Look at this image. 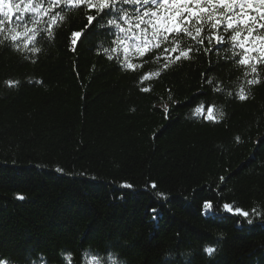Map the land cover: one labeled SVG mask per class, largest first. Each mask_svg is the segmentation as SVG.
Returning a JSON list of instances; mask_svg holds the SVG:
<instances>
[{
	"label": "trees",
	"instance_id": "obj_1",
	"mask_svg": "<svg viewBox=\"0 0 264 264\" xmlns=\"http://www.w3.org/2000/svg\"><path fill=\"white\" fill-rule=\"evenodd\" d=\"M25 1L0 13V261L264 264V62L242 10L192 2L126 62L107 30L131 0Z\"/></svg>",
	"mask_w": 264,
	"mask_h": 264
},
{
	"label": "snow or ice",
	"instance_id": "obj_2",
	"mask_svg": "<svg viewBox=\"0 0 264 264\" xmlns=\"http://www.w3.org/2000/svg\"><path fill=\"white\" fill-rule=\"evenodd\" d=\"M174 3H179L181 7H183L185 4L187 3H199L200 0H173ZM209 2H211V0H209ZM217 2L222 5L223 7L227 8L229 6L230 3H234L235 0H217ZM24 0H20V4H23ZM101 3L103 5V0H101ZM260 3L262 6H264V0H260ZM252 5L251 2H249V8L251 9ZM17 10H19V5H16ZM6 9V11H4V16L11 19L13 16L16 15V13L13 11V7L8 3V0H0V11ZM177 12H179V8L176 9ZM244 14L241 13V16H243ZM261 16H264V12H261ZM171 19V17L169 18ZM179 18H177L178 20ZM258 19V18H256ZM92 20V18L90 17V21ZM242 23H247L249 25V27L246 29L248 32V36L247 37H241V40L243 41L240 44V47L243 48L245 54H247L249 51H252L253 53H255L257 50L260 52V56L258 57V62H264V38L261 37H257L256 38V42H253V37H252V32L253 29L251 27L252 24L255 23V20L252 19L251 17H249L248 21H241ZM0 24H3V21H0ZM229 27H232L231 21H229ZM260 28L264 29V23L260 24ZM167 30V29H166ZM81 34H74L75 36H79ZM238 36H240L239 33H237V35H233L232 36V40L236 41ZM15 39V37H14ZM257 44H259V48H257ZM248 45H251V49L248 47ZM249 61L247 59V55L245 56L244 59L240 60V64L244 65V64H248ZM251 66V65H250ZM251 71L253 73L257 72V68L255 66H251ZM249 83H253V81H249ZM240 99H244L243 96L240 97ZM209 111H211V109H209ZM209 205L206 203L205 207H208ZM224 208L226 210H230V206L228 204L224 205ZM237 215H241L244 217H248L249 213L242 211L241 209L237 208L235 210ZM249 224L253 223L252 220H248L247 221ZM207 251L211 252V249H207ZM0 264H4L3 261H0Z\"/></svg>",
	"mask_w": 264,
	"mask_h": 264
}]
</instances>
